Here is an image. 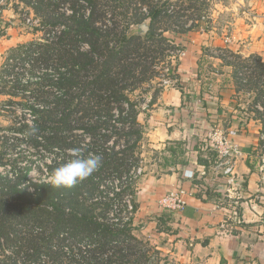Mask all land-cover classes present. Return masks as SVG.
Masks as SVG:
<instances>
[{"label":"trees","instance_id":"obj_1","mask_svg":"<svg viewBox=\"0 0 264 264\" xmlns=\"http://www.w3.org/2000/svg\"><path fill=\"white\" fill-rule=\"evenodd\" d=\"M138 1L148 5L149 12L122 15L120 21L117 15L121 13L100 9V0H20L39 15L42 31L45 29L44 42L20 45L13 56L12 68L27 66L24 71L31 74L22 89L33 94L34 104L41 105V109H32L37 116L26 144L55 156L50 172L60 165L57 160L68 159L73 149H79L84 157L100 158L98 168L75 186L53 188L43 183L34 193L32 183L27 184L25 166L14 164L10 171H0V222L11 227L23 223L30 236L34 231L29 226L37 227L35 233L45 245H31L32 256L49 254L57 246L55 241L62 243L69 238L74 248L83 247L87 252L83 243L87 237L97 240L89 245L88 264H151L156 255L148 241L134 235L133 218L125 220L127 212L110 215L111 208L126 205L128 197L136 212L132 195L136 170L143 162V128L138 118L141 103L130 94L156 77V65L168 50L164 45L171 41L164 34L170 28L157 31L156 25L165 16L162 5ZM147 19L151 28L144 35L129 34L131 25ZM171 30L180 31L175 27ZM190 30L180 32L188 34ZM14 82L20 83L18 79ZM31 86L36 88L29 89ZM17 146L2 145L0 166L7 165L8 150L16 151ZM179 146L181 143L172 152ZM122 176L129 184V194L121 189L123 181L113 179ZM2 235L10 237L3 225ZM16 238L21 236L16 233ZM130 238L133 246L124 245ZM64 246L57 249L63 251Z\"/></svg>","mask_w":264,"mask_h":264},{"label":"crops","instance_id":"obj_2","mask_svg":"<svg viewBox=\"0 0 264 264\" xmlns=\"http://www.w3.org/2000/svg\"><path fill=\"white\" fill-rule=\"evenodd\" d=\"M263 14H253L257 22L247 34L250 51L255 48L264 55ZM207 38L212 35L204 27L191 32L160 93L141 103L143 162L153 158L149 149L161 162L136 180L133 233L148 241L157 264H264L261 127L246 117L239 94L227 84V73L203 55ZM233 48L242 51L238 45ZM222 135L240 148L232 176L213 169L214 140ZM180 189L189 192L182 210L162 204L166 194ZM222 195L229 197V204Z\"/></svg>","mask_w":264,"mask_h":264},{"label":"rangeland","instance_id":"obj_3","mask_svg":"<svg viewBox=\"0 0 264 264\" xmlns=\"http://www.w3.org/2000/svg\"><path fill=\"white\" fill-rule=\"evenodd\" d=\"M100 2L105 4L102 7L100 3V9H106L107 13H121L117 15L120 21L122 15L145 14L150 10L148 5H143L138 0H100ZM150 3L152 6L162 5L160 10L161 13H165V16L156 27L157 31L170 28L164 31V34L171 41L164 45L168 50L164 51L161 61L157 60L160 62L156 65L158 71L156 77L152 81L142 83L133 91L130 94L132 99L145 105L146 101H150L151 95L155 98L162 90L163 83L169 78V70L176 62L179 51L186 48L187 37H190L191 32L199 31L204 27L206 32L211 33L212 38H207L208 43L203 46V55L205 54L208 60L215 63L216 69L227 73V84L239 94L241 108L246 112V117L257 120V124L261 127L260 131L264 132V55L259 54L255 48L250 51L251 39L247 34L249 25L257 20L253 14L264 13V0L259 2L256 0V5L250 0H150ZM38 16L31 7L21 3L20 0H0V150L6 143H18L16 151L8 150L7 155L11 160H8L6 166L1 165L0 171L8 172L14 164L17 167L25 166L24 169H28L27 184L32 183L33 193L40 184L47 183V177L51 174L49 166L54 162L55 156L43 150L38 152L39 148L32 147V143L26 144L30 129L35 125L33 120L37 116L32 109H41V105L34 104L33 94L28 95L29 93L22 89L26 81L31 80V74L24 71L27 66L20 68L19 64L14 70L12 65L15 63L14 51L21 47L20 45L24 47V45L29 46L30 42H44L45 29L43 32L40 25L42 22ZM41 19L44 20L42 17ZM259 21L264 24V16ZM150 26V19H147L140 24L131 25L128 32L144 35L151 28ZM173 27L180 31L188 27L191 30L186 34L184 31L171 30ZM234 45L242 47V51L235 50ZM6 64L12 68L10 71V68H5ZM17 79L20 83L14 82ZM35 88L36 86H31L29 89ZM27 123L30 127H25ZM261 143L264 144V140ZM262 144L259 153L264 152ZM16 152L20 153L19 157L15 155ZM147 153L153 158L151 160L145 157L146 161L142 162L144 173L150 171V168L156 169L161 162L160 158L157 161L158 157H155L157 155L152 149H149ZM216 158L217 153L213 158V166ZM155 160L157 163L151 167V162ZM57 162L61 164L62 160ZM113 179L123 181L121 189L124 194H129V184L124 180L125 176L113 177ZM31 186L29 185V188ZM124 211L127 212L126 205L120 204L113 206L109 213L111 215L113 212L117 216ZM128 214L130 215V212ZM135 215L136 213L133 214L134 217ZM2 225L10 233V237L6 238L4 235L0 237V264H88L91 258L88 250L92 248L89 249V245L97 241L95 237L85 238L83 243L87 247V252H84L83 247L74 248L70 238L62 243L55 241L57 246L65 245L63 251H59V248L55 246L49 254L43 256V252L42 255L32 256L31 245H45V242L41 240L42 237L35 233L37 227L29 226L30 230L34 231V234L30 236L28 232L26 233V225L23 223H14L15 226L11 227L10 223L0 222V228ZM16 233L21 236V239L16 238ZM133 243L134 241L130 238L125 240L124 245L133 246ZM151 260V264L158 263L156 255Z\"/></svg>","mask_w":264,"mask_h":264},{"label":"built area","instance_id":"obj_4","mask_svg":"<svg viewBox=\"0 0 264 264\" xmlns=\"http://www.w3.org/2000/svg\"><path fill=\"white\" fill-rule=\"evenodd\" d=\"M261 140L262 141L264 140V132H262L261 134ZM262 146L264 147V144H262ZM214 148L217 153V158H216L217 160L215 161L214 166H213L214 171L221 175L232 176L234 174L233 172L234 171V159L236 155L240 153L239 145L236 143V141L233 138L222 135L218 140L216 139L214 140ZM260 162H261V169L263 171V179H264V152L261 154ZM143 173H144V169L142 166H140L136 170V176H138L139 178ZM230 180L233 181L234 179L230 178ZM187 194H189V192L185 189H180L177 192L166 194V196L163 197L162 199V204H164L169 209L182 210L186 204ZM221 198L225 204L230 203L229 197L222 195ZM238 203H239V198H236L233 201L232 207L235 209V206ZM126 205H127V213L130 212V215L128 214L125 220H128L129 217L134 218L133 216V214H135V212H133L134 206L129 197L126 200ZM125 212L126 211H124V213ZM111 215L115 216L113 212ZM233 215H234V219H236L238 215L237 210L233 211ZM114 220L116 221V219Z\"/></svg>","mask_w":264,"mask_h":264},{"label":"clouds","instance_id":"obj_5","mask_svg":"<svg viewBox=\"0 0 264 264\" xmlns=\"http://www.w3.org/2000/svg\"><path fill=\"white\" fill-rule=\"evenodd\" d=\"M95 155L84 157L79 149L70 150L68 159L52 170L46 182L53 188H71L89 177L99 166Z\"/></svg>","mask_w":264,"mask_h":264},{"label":"water","instance_id":"obj_6","mask_svg":"<svg viewBox=\"0 0 264 264\" xmlns=\"http://www.w3.org/2000/svg\"><path fill=\"white\" fill-rule=\"evenodd\" d=\"M144 30H146V28H143Z\"/></svg>","mask_w":264,"mask_h":264}]
</instances>
